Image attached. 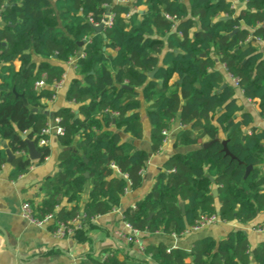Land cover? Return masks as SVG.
Here are the masks:
<instances>
[{
	"label": "trees",
	"instance_id": "16d2710c",
	"mask_svg": "<svg viewBox=\"0 0 264 264\" xmlns=\"http://www.w3.org/2000/svg\"><path fill=\"white\" fill-rule=\"evenodd\" d=\"M241 1L245 6L236 12L231 0H0V170L8 163V149L13 155L10 179L33 165L23 135L34 142L40 163L50 154L49 145L39 144L48 137L44 101L54 98L53 85L65 72L50 59L65 63L80 48L84 53L65 93L77 110L69 106L53 114L63 128L58 139L64 150L60 170L42 183L45 195L33 207L37 215L54 213L57 220H69L83 206L84 227L75 233L81 240L93 218L119 208L128 188L141 186L149 154L123 141L121 132L143 137L142 101L152 152L160 150L162 131L176 115L181 129L174 146L197 147L164 163L148 195L122 212L124 221L139 232L180 235L202 216L216 214L221 221L244 224L264 211V176L257 168L264 162V129L251 126L245 132L253 117L242 111L234 85L225 84L215 68L217 57L264 117V0ZM109 9L113 23L104 29V38L94 32V24ZM31 52L42 60L34 61ZM175 74L180 82H172ZM41 79L45 85L36 88ZM221 133L235 159L225 154ZM204 138L213 142L204 147ZM248 165L254 168L244 178ZM168 248L161 242L147 245L145 252L156 264H264V242L251 253L243 230L219 241L202 238L190 251ZM86 257L92 264H127L120 248Z\"/></svg>",
	"mask_w": 264,
	"mask_h": 264
},
{
	"label": "crops",
	"instance_id": "0c3cea01",
	"mask_svg": "<svg viewBox=\"0 0 264 264\" xmlns=\"http://www.w3.org/2000/svg\"><path fill=\"white\" fill-rule=\"evenodd\" d=\"M120 2L119 0H115ZM123 3H130L132 0H122ZM232 6L239 12L245 2L241 0H231ZM185 3H188L185 0ZM139 11L145 10V6L137 8ZM2 24L0 20V25ZM258 47H263V41H256ZM34 61L42 60L40 56L31 52ZM54 64H61L65 67L66 81L63 87L54 89L56 94L52 100L44 101L47 105L46 110L49 113L50 126H54L56 121L53 114L56 110L71 106L75 111L77 106L66 101L65 93L71 78L75 76V69L67 63H61L56 59H50ZM215 68L219 69L224 76L225 84H233L236 91L234 98L242 107V111L249 113L253 117L252 124L245 128L247 132L250 127L264 129V117L259 114L260 108L256 101H252L244 97L242 90L233 82V78L226 72L224 65L221 64L215 57ZM19 62L16 66H19ZM181 81L179 76L175 74L172 82ZM142 100V98L140 97ZM147 104L142 101L140 108V118L143 127V137L137 139L128 133L121 132L123 141L133 144L136 148L142 149L149 154V159L146 169L143 171V182L136 189L128 188L122 196L119 208L113 211L99 215L93 218L92 225L87 226L83 230L84 238L78 240L75 235L68 236L63 239H58L53 236L51 224L36 226L30 223L27 219L21 216V206L24 202H29L33 207H36L44 197V192L41 190L43 181L48 176H54L59 170L58 158L64 146L60 143L58 135L53 133L50 136V154L43 162L33 160V165L30 170L17 179L9 178L11 164L8 162L3 165L0 170V264H75L80 260H85L88 264H92L86 257L88 254L98 256L103 249L106 248H122L126 256L127 264H156L151 257V254L145 252L147 245H157L161 242L168 247H182L190 251L195 241L205 237H212L219 241L225 237L230 231L243 230L249 240L250 252L261 243L264 242V232L258 230V226L264 222V211L260 212L256 219L250 223H239L237 221H217L209 226L198 230L189 228L181 235L174 237L173 235H164L162 233H147L139 232L136 235V240L126 242L123 237L117 235V231H122L124 235L130 232L125 227L122 212L130 206H134L139 200L143 199L150 192L157 174L164 170V163L174 154H186L195 149L197 146H174L178 131L181 129L179 116L169 123L168 136L157 152H152L151 148V126L146 112ZM221 140H224V135L220 134ZM204 143L212 141L204 138ZM261 174L264 176V162L257 166ZM217 185L212 186V191ZM89 186L83 194L85 200L88 196ZM62 204L68 205L66 199ZM216 206L219 207V201H216ZM83 207V206H82ZM80 209L82 213L83 209ZM258 225V226H257ZM251 263H254L252 260Z\"/></svg>",
	"mask_w": 264,
	"mask_h": 264
},
{
	"label": "built area",
	"instance_id": "2783aa9c",
	"mask_svg": "<svg viewBox=\"0 0 264 264\" xmlns=\"http://www.w3.org/2000/svg\"><path fill=\"white\" fill-rule=\"evenodd\" d=\"M119 1L121 3L123 2L122 0H119ZM112 23H113V13L109 12V13L105 14V17L101 20V22L95 23L94 26L96 27V26H99L100 24H103L104 28H107V27H110L112 25ZM85 40L87 41L88 38H85ZM258 41H262V40L258 39ZM83 55H84V53L81 49L76 55L69 58V60L66 62L67 65L72 66L74 69H76L77 61ZM66 77H67L66 72H64V74L62 75V78L53 85L54 89H58V88L63 87V85L66 81ZM233 82L236 85H238L237 79L233 78ZM44 85H45V82L43 79H41L38 82H36L35 87L41 88ZM55 121H56V123L53 127L48 124V126L43 130V133L48 135V137L42 138L39 141L40 145H49L51 134L55 133V134L59 135L63 132V128L59 125V118H56ZM162 134L165 137H167L168 131L165 129L162 131ZM112 167H115V166L112 165ZM20 213H21L22 217H24L30 223H32L36 226L41 227V226L47 225L49 223L51 225H53L52 234L54 237H56L58 239H63V238H66L68 236H73V235H75L76 231H78L84 227L85 216L83 215V213H80L79 215H77L73 219L57 220V219H55L54 213H46V214H42V215H37V213H35V211H34L33 206L27 201L22 204ZM217 221H221V220L219 219V216L216 214L211 215V216H202L197 221V223L190 228L194 229V230H198V229H201L203 227L209 226V225H211ZM125 227L128 229V231L130 233L127 235H124V233L122 231H117L116 232L117 235L120 237H123L126 240V242L135 241L136 240L135 237H136L138 231L136 229L132 228V226L130 224H128L127 222H125ZM258 230L261 232H264V222L258 226ZM186 231H184V232H186ZM172 235L174 237L178 236L176 234H172ZM120 248H122V247L120 246ZM169 249H170V247L168 248V250Z\"/></svg>",
	"mask_w": 264,
	"mask_h": 264
},
{
	"label": "water",
	"instance_id": "95a60500",
	"mask_svg": "<svg viewBox=\"0 0 264 264\" xmlns=\"http://www.w3.org/2000/svg\"><path fill=\"white\" fill-rule=\"evenodd\" d=\"M3 10H4V9H3ZM109 12H111L110 9H109V11H108L107 13H109ZM228 18H230V17H228V16H222V17H221V19H228ZM104 29H105V28H104V25H103V24H100L99 26L94 27V32H101V33L103 34V37L106 38V35H105V33L103 32ZM235 31H236V30H235ZM235 31H233L232 33H234ZM3 44H4V43H3ZM78 44H79V47H81L82 44H83V42L80 41V42H78ZM80 50H81V48H80ZM80 50H79V51H80ZM154 73H155V71L149 73V74H148L149 77H150V78H153ZM224 86H225V84L222 86V88H223ZM125 87H126V88H131V87H129V86H125ZM19 96L23 99L24 105H26L27 102H26V99L24 98V96H23L22 94L19 95ZM35 110H36V109H35ZM77 116H78V115H76V117H77ZM245 132H247V130H245ZM22 138L26 141V143H27V145H28V150H29V156H30V158H31L32 160H38L39 157H40V153H39L38 150L36 149V146H35L34 142L28 140V139L26 138L25 135H23ZM212 142H213V141L206 142V143L203 144V146H204V147H208ZM222 143H223V145H224V152H225V154L228 155V156H230L232 159H235L236 157H235L233 154H231L230 151H229L228 148H227V140H223ZM3 147L7 149V144L4 143V144H3ZM7 154H8V162L10 163V162L12 161V159H13V155H12V153H11L8 149H7ZM253 168H254L253 165H248V166L246 167L244 178H246V177L248 176V174L250 173V171H251ZM211 181H213V178H211ZM212 193H213L214 196H216V195H217V191H216V189H214V190L212 191ZM180 206H181V211H182V213H184V204L181 203ZM251 264H253V263H251Z\"/></svg>",
	"mask_w": 264,
	"mask_h": 264
}]
</instances>
